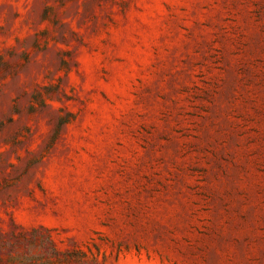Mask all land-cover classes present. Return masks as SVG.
<instances>
[{"label":"rangeland","instance_id":"rangeland-1","mask_svg":"<svg viewBox=\"0 0 264 264\" xmlns=\"http://www.w3.org/2000/svg\"><path fill=\"white\" fill-rule=\"evenodd\" d=\"M0 264H264V0H0Z\"/></svg>","mask_w":264,"mask_h":264}]
</instances>
